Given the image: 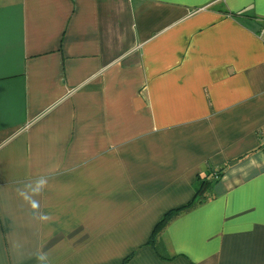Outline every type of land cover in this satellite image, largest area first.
I'll return each mask as SVG.
<instances>
[{"label": "crops", "instance_id": "obj_1", "mask_svg": "<svg viewBox=\"0 0 264 264\" xmlns=\"http://www.w3.org/2000/svg\"><path fill=\"white\" fill-rule=\"evenodd\" d=\"M0 264H264V0H0Z\"/></svg>", "mask_w": 264, "mask_h": 264}, {"label": "trees", "instance_id": "obj_2", "mask_svg": "<svg viewBox=\"0 0 264 264\" xmlns=\"http://www.w3.org/2000/svg\"><path fill=\"white\" fill-rule=\"evenodd\" d=\"M204 182L205 183H208V181H204V180H201L200 182H199V188L201 187V190H199V188H198V190H197V193L199 194L200 192L202 193V191H204L203 190V185H204ZM196 193V194H197ZM202 195V194H201ZM181 209H183L182 207H180V208H177V209H175V210H171L170 212H167V214L163 217V219L160 221V222H158L157 224H156V226H155V228H154V230H153V233H152V235H151V237H150V240H149V244H151V245H153L155 248H157L158 246H157V239H158V236H159V234L161 233V231L163 230V228H164V226L165 225H167V223H168V221L173 217V216H175L176 214H177V212L179 211V210H181Z\"/></svg>", "mask_w": 264, "mask_h": 264}, {"label": "clouds", "instance_id": "obj_3", "mask_svg": "<svg viewBox=\"0 0 264 264\" xmlns=\"http://www.w3.org/2000/svg\"><path fill=\"white\" fill-rule=\"evenodd\" d=\"M37 186L35 188H32V185H26V187L31 188L34 193H38L46 184V181L44 179H41L36 182ZM23 194V193H22ZM32 206L35 208L37 207V204L33 201Z\"/></svg>", "mask_w": 264, "mask_h": 264}]
</instances>
